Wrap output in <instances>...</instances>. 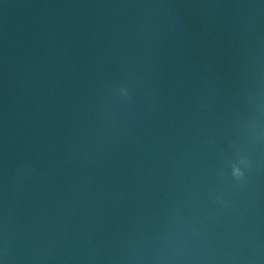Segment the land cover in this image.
<instances>
[{
    "label": "water",
    "instance_id": "obj_1",
    "mask_svg": "<svg viewBox=\"0 0 264 264\" xmlns=\"http://www.w3.org/2000/svg\"><path fill=\"white\" fill-rule=\"evenodd\" d=\"M0 264H264V0H0Z\"/></svg>",
    "mask_w": 264,
    "mask_h": 264
}]
</instances>
